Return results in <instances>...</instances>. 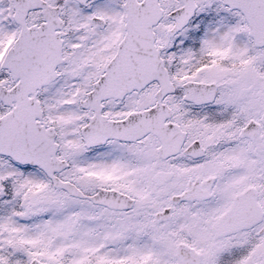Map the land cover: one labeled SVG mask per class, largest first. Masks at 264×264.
I'll return each mask as SVG.
<instances>
[{"label": "snow or ice", "instance_id": "snow-or-ice-1", "mask_svg": "<svg viewBox=\"0 0 264 264\" xmlns=\"http://www.w3.org/2000/svg\"><path fill=\"white\" fill-rule=\"evenodd\" d=\"M0 264H264V0H0Z\"/></svg>", "mask_w": 264, "mask_h": 264}]
</instances>
